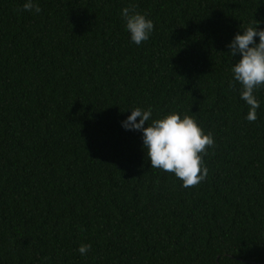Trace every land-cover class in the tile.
Returning a JSON list of instances; mask_svg holds the SVG:
<instances>
[{"label": "trees", "instance_id": "1", "mask_svg": "<svg viewBox=\"0 0 264 264\" xmlns=\"http://www.w3.org/2000/svg\"><path fill=\"white\" fill-rule=\"evenodd\" d=\"M24 2L0 0V264H264V88L249 122L226 47L264 0ZM130 5L154 23L140 46ZM135 107L195 114L202 182L150 168Z\"/></svg>", "mask_w": 264, "mask_h": 264}, {"label": "clouds", "instance_id": "2", "mask_svg": "<svg viewBox=\"0 0 264 264\" xmlns=\"http://www.w3.org/2000/svg\"><path fill=\"white\" fill-rule=\"evenodd\" d=\"M22 10L38 15L41 7L37 0H25ZM120 16L131 43L140 46L149 40L154 30L151 19L131 5L121 8ZM261 23L264 21L254 20L247 27L240 26V31L226 45L232 58L239 56V60L231 66L228 83L230 88L236 84L240 86L239 97L248 106L245 119L249 122L258 118L260 101L255 93L264 88V28L260 27ZM128 110L130 115L120 122L121 128L141 133L142 149L150 168L173 174L185 188L195 186L206 178L203 157L214 146V138L210 132L205 133L193 118L195 114L171 112L153 119L151 107ZM150 120L151 123H148ZM90 250V244H81L77 252L85 257Z\"/></svg>", "mask_w": 264, "mask_h": 264}]
</instances>
